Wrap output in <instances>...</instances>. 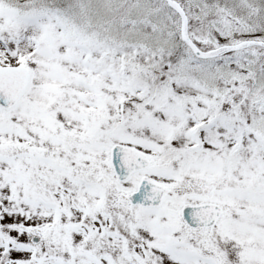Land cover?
<instances>
[{
	"label": "snow or ice",
	"instance_id": "6c2138e0",
	"mask_svg": "<svg viewBox=\"0 0 264 264\" xmlns=\"http://www.w3.org/2000/svg\"><path fill=\"white\" fill-rule=\"evenodd\" d=\"M0 264H264V0H0Z\"/></svg>",
	"mask_w": 264,
	"mask_h": 264
}]
</instances>
